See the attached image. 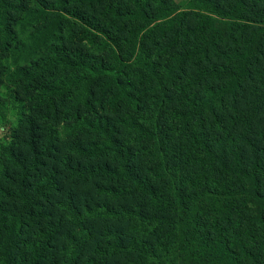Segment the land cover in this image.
Segmentation results:
<instances>
[{
  "label": "trees",
  "instance_id": "1",
  "mask_svg": "<svg viewBox=\"0 0 264 264\" xmlns=\"http://www.w3.org/2000/svg\"><path fill=\"white\" fill-rule=\"evenodd\" d=\"M20 1L0 264H264V0Z\"/></svg>",
  "mask_w": 264,
  "mask_h": 264
},
{
  "label": "rangeland",
  "instance_id": "2",
  "mask_svg": "<svg viewBox=\"0 0 264 264\" xmlns=\"http://www.w3.org/2000/svg\"><path fill=\"white\" fill-rule=\"evenodd\" d=\"M23 1L24 2L20 1L18 3H20L21 5L25 4L27 7H30V8L33 7L30 11L33 10V12H34V11H36L39 8V6H37L36 3H35L36 0H23ZM187 1L188 0H174L176 5L186 4ZM47 3H49L50 5L46 4V6L48 8H51V5L54 4L55 1L54 0H48ZM38 16L39 17H43V16H40V14H38ZM39 17L36 18V16L34 15L33 20L29 21L28 23L24 22V19H25L24 16H22L20 18V20L13 27V29H14V31L16 33V37L18 39L17 41L25 40L27 38V36L29 34H31L36 27H38L40 21L42 20V18H39ZM50 18H52V17H50ZM69 26H70L69 23L65 22V26H64V29H63L64 30L63 31L64 32L63 33L64 36H67L69 34V32H70V27ZM89 46H90V48L92 50V53H94V54H99L100 55L103 52H105V51H102L100 46H96V45H93V44H90ZM104 55H106V54H104ZM106 56L109 57L110 59H112V57L109 55V53ZM7 97H8L7 96V92L4 91L3 92V98H2L3 99L2 100L3 101L2 104L0 102V114H2V115L5 113V107H6L5 101H8ZM16 112L17 111L10 112L8 114V120L0 125V142H2L3 139H5V138H7L9 136V129L11 127V124H13L14 121H16V118H17Z\"/></svg>",
  "mask_w": 264,
  "mask_h": 264
}]
</instances>
